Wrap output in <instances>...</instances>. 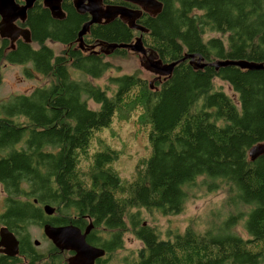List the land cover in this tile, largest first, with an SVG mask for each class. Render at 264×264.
Returning a JSON list of instances; mask_svg holds the SVG:
<instances>
[{
  "label": "trees",
  "instance_id": "16d2710c",
  "mask_svg": "<svg viewBox=\"0 0 264 264\" xmlns=\"http://www.w3.org/2000/svg\"><path fill=\"white\" fill-rule=\"evenodd\" d=\"M161 1V12L145 20L142 40L163 62L196 53L207 63H264V0ZM64 9L68 16L60 21L37 5L27 22L33 42L10 52L0 48V66L3 60L31 62L52 77L29 94L0 100V226L20 236L29 264L43 260L29 228L45 222L81 228L92 222L87 241L106 250L96 264L112 259L127 231L142 246L119 264H264V155L254 161L248 155L264 141V69L197 68L187 59L153 87L135 73L111 77L116 88H104L74 78L70 70L98 78L110 66L103 55L73 46L56 54L46 44L77 38L80 22L74 21L71 0ZM137 33L114 20L93 26L87 37L129 43ZM217 78L230 85L232 95L217 86ZM89 100L99 107L91 108ZM129 117L148 129L151 155L132 180H124L113 167L118 151L92 147L96 131ZM200 177L208 190L222 186L229 194L234 211L221 222L204 231L169 229L165 236L145 222L142 209L180 213ZM45 204L56 213L47 215ZM239 223L248 236L235 230ZM48 253L49 264H68L54 245ZM12 258L0 254V264L22 261Z\"/></svg>",
  "mask_w": 264,
  "mask_h": 264
},
{
  "label": "rangeland",
  "instance_id": "374dc122",
  "mask_svg": "<svg viewBox=\"0 0 264 264\" xmlns=\"http://www.w3.org/2000/svg\"><path fill=\"white\" fill-rule=\"evenodd\" d=\"M46 44L56 54H61L66 49L63 44L51 41H47ZM33 45L36 48L39 46L36 43ZM103 59L110 66L100 77L85 76L81 71L70 67L72 76L77 79H88L109 89L116 88V85L111 82V77L138 73L150 82L155 76L141 65L139 55L131 51L103 55ZM51 82L52 77L37 72L31 62L18 64L3 60L0 66V100L2 101L14 94H29L37 87L48 85ZM215 82L217 86L222 87L230 95L233 94L230 85L226 82L221 81L219 78ZM89 106L94 109L99 107L92 100H89ZM102 145H107L118 151L119 158L113 163V167L124 180H132L138 167L142 166L151 155L148 129H143L133 117L122 120L118 118L110 127L96 131L92 150H99ZM203 180L204 177L198 178L197 184L189 190L190 197L180 213L164 216L158 212H149L142 209V217L145 222L156 228L161 236H165L169 229L184 231L187 227H192L198 231H204L213 223L221 222L223 218L229 215L231 210L234 211L233 207H230L227 203L229 194L222 186L211 191L208 190L203 185ZM3 195L5 194L3 193ZM0 196H2L1 189ZM0 209L2 208L0 207ZM235 230L241 235L248 236L243 223L235 226ZM29 232L32 242L34 239L40 241V244L36 246V250L43 254V260L36 264H49L50 253L46 252H50L53 243L45 236L43 229L38 225L30 226ZM123 237L124 246L115 251L112 259L107 264H119L142 246V242L130 231L125 232ZM63 255L67 262L68 253H63ZM22 264H29V261L27 259L23 260Z\"/></svg>",
  "mask_w": 264,
  "mask_h": 264
},
{
  "label": "water",
  "instance_id": "95a60500",
  "mask_svg": "<svg viewBox=\"0 0 264 264\" xmlns=\"http://www.w3.org/2000/svg\"><path fill=\"white\" fill-rule=\"evenodd\" d=\"M54 16L60 17L61 3L63 0H44ZM78 11L88 12L91 18L83 23L81 29L78 32L77 41L82 49L84 46V35L89 31L90 26L95 23H100L104 18L105 22H111L116 17L120 16L125 22L128 23L130 28L145 31V27L136 23V19L139 17L136 10H131L123 6H108L106 8L101 7L100 0H73ZM131 2H137L140 4L154 5L156 11L154 14L161 12L163 3L158 0H129ZM35 0H25L24 5H19L16 0H0V36L10 39V48H14L15 40L19 36V27L14 22L20 18L24 21L27 18V10L32 8ZM27 34L23 35L25 42L32 41L31 33L28 28L23 29ZM101 48L97 51V54L104 53L109 55L116 49H126L131 51L140 57L141 65L153 73L155 76L150 81L151 87L156 80H165L167 77H171L175 67L179 62L189 59V63L195 65L197 68H203L207 64L214 65L216 69L220 66L235 65L243 69H264V63L249 61L246 59H219L214 62L207 63L204 57L196 53H185L183 57L172 62H163L159 58L157 53L147 48L142 40V36L135 38L133 42L129 43H117V42H104L99 41L97 43ZM95 45L88 47L94 48ZM87 49V48H86ZM146 61H145V60ZM249 158L254 161L257 158L264 155V141L258 142L252 145L248 151ZM44 212L47 215H53L56 211V207L51 204L44 205ZM93 228V223L89 222L85 230H82L79 226L69 223L64 225H53L46 223L43 226L44 234L52 241L54 246L60 251H72L74 252L67 258L68 264H96V261L105 256V248L97 245H93L87 241V236ZM35 244L39 245V240L35 239ZM0 252L5 253L8 256H16L19 254V241L16 235L7 227H0Z\"/></svg>",
  "mask_w": 264,
  "mask_h": 264
},
{
  "label": "flooded vegetation",
  "instance_id": "af4514ba",
  "mask_svg": "<svg viewBox=\"0 0 264 264\" xmlns=\"http://www.w3.org/2000/svg\"><path fill=\"white\" fill-rule=\"evenodd\" d=\"M64 1L65 0H63L62 1V3H61V9H60V14H61V16L60 17H58V16H54L55 14L52 12V10H51V8H49L48 6H47V4L45 3V1L44 0H35V2H34V4H33V6H32V8H29L28 10H27V18L24 20V21H22L20 18H18L15 22H14V24L17 26V27H19V36H18V38L15 40V46H14V48H10V39L9 38H3V37H1L0 36V41H1V44H0V48H2V47H4L5 46V48H4V51L5 52H10V51H14V50H16L17 49V47H18V44L19 43H29V42H25L24 40V38H23V35H25V34H27L26 33V31H23V29L25 30V28H28L29 30H30V27L27 25V22H28V19H29V14H30V11L31 10H33L37 5H39V6H41V8L44 10V11H46L47 13H48V15L51 17V19H54V20H60V21H64V20H66L67 19V16H68V12L64 9ZM158 1H160V2H162L161 0H158ZM16 2L17 3H19V5H24L25 4V0H16ZM71 2H72V6H73V9H74V14H73V16H74V21H77V23H79L80 22V27H79V30L81 29V27H82V25H83V23H85L86 21H88L90 18H91V15L88 13V12H80V11H78L77 10V8H76V6H75V4H74V1L73 0H71ZM163 3V2H162ZM100 4H101V7H103V8H106V7H108V6H123V7H126V8H129V9H131V10H136L137 11V14L139 15V17L136 19V23H138V24H140V25H142L143 27H144V23H145V20H147L148 18H152V17H155V16H157V14H154L155 13V11H156V7L154 6V5H148V4H140V3H137V2H131V1H129V0H100ZM159 14V13H158ZM77 16H80L82 19H83V17L84 18H86L84 21H82L81 22V20L77 17ZM0 20H1V16H0ZM114 20H120L122 23H124V24H126L127 25V27L129 28V29H132L133 31H135V32H138L137 34H134L133 35V40L131 41V42H133L134 40H135V38L136 37H138V36H143V33H146L147 32V29L145 30V31H141V30H138V29H133V28H130L129 27V25H128V23L127 22H125L123 19H121V17L120 16H118V17H116ZM114 20H112V21H114ZM108 23H110V22H108ZM108 23H106L105 22V19L104 18H102L101 19V21H100V23H95V24H93V25H91L90 26V29L93 27V26H95V25H99V26H105L106 24H108ZM90 29H89V31L84 35V46H85V49H82L81 47H80V45H79V43H78V41H77V38H78V32H79V30L77 31V38L75 39V40H73V41H71V42H69V43H64V42H61V41H57V40H53V39H47L46 40V42L47 41H51V42H53V43H59V44H63V45H65V47H71V46H73V49L74 50H78V51H81V52H83L84 54H97V51L101 48L100 46H98L97 45V43L99 42V41H101V40H99V39H94V40H92V39H90L89 37H87L88 35H90ZM33 41H31L30 43H32ZM5 43H7V45H5ZM91 45H95V47L94 48H90V49H88V47H90ZM146 46V45H145ZM147 47V46H146ZM87 48V49H86ZM148 48V47H147ZM123 49V48H122ZM117 50V49H116ZM115 50V51H116ZM115 51L113 52V53H115ZM128 51V50H127ZM112 54V53H111ZM97 55H105L104 53H99V54H97ZM8 61V60H7ZM35 202H37L36 200H35ZM55 213H56V211H55ZM54 213V214H55ZM53 214V215H54ZM49 216H51V215H49ZM46 223H49V222H45V223H43V225H38V226H40V228L41 229H43V226H44V224H46ZM51 224V223H50ZM69 224V223H68ZM54 225V224H53ZM61 225H64V224H61ZM76 225V224H75ZM78 226V225H77ZM1 227V226H0ZM81 228V227H80ZM85 228L86 227H84V228H81L82 230H85ZM12 231V230H11ZM15 235H16V237H17V239H18V241H19V254L18 255H16V256H14V257H19L20 259H22V261H20L19 263H17V264H22V262H23V260H26V258H25V255L21 252L22 251V249H21V238H20V236L19 235H17V233H15L14 231H12ZM44 233V232H43ZM46 236V235H45ZM47 237V236H46ZM48 238V237H47ZM49 239V238H48ZM32 240V239H31ZM50 240V239H49ZM34 241H35V239H34ZM33 241V243H34V247H35V249H36V246H38V245H36L35 244V242ZM51 241V240H50ZM40 242V241H39ZM52 242V241H51ZM40 244V243H39ZM54 245V244H53ZM58 249V248H57ZM37 251V250H36ZM60 251V250H59ZM60 252H62V253H68V255L70 256L71 254H73L74 252H72V251H60ZM39 253V255L40 256H43V254L42 253H40V252H38ZM46 253H48V252H46ZM0 254H2V255H5V256H7L8 257V259L9 260H11V259H13L12 258V256H8V255H6L5 253H1L0 252ZM104 257V256H103ZM102 258V257H101ZM100 259V258H99ZM68 263V262H67ZM96 263H97V261H96Z\"/></svg>",
  "mask_w": 264,
  "mask_h": 264
}]
</instances>
